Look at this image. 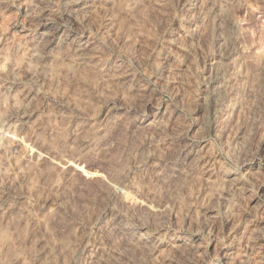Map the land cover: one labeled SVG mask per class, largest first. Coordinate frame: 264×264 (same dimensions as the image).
I'll list each match as a JSON object with an SVG mask.
<instances>
[{
	"label": "rangeland",
	"instance_id": "rangeland-1",
	"mask_svg": "<svg viewBox=\"0 0 264 264\" xmlns=\"http://www.w3.org/2000/svg\"><path fill=\"white\" fill-rule=\"evenodd\" d=\"M0 264H264V0H0Z\"/></svg>",
	"mask_w": 264,
	"mask_h": 264
},
{
	"label": "bare ground",
	"instance_id": "bare-ground-1",
	"mask_svg": "<svg viewBox=\"0 0 264 264\" xmlns=\"http://www.w3.org/2000/svg\"><path fill=\"white\" fill-rule=\"evenodd\" d=\"M223 84H224V83H223ZM223 88H224V87H223ZM225 88H226V87H225ZM220 91H221V89H220ZM235 104H236V103H235ZM235 104L231 105V108H232V107L235 108V107H234Z\"/></svg>",
	"mask_w": 264,
	"mask_h": 264
}]
</instances>
